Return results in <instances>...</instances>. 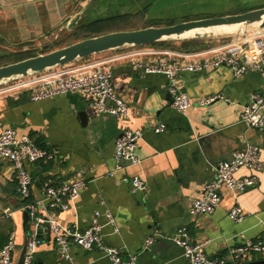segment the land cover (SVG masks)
<instances>
[{"label": "crops", "instance_id": "1", "mask_svg": "<svg viewBox=\"0 0 264 264\" xmlns=\"http://www.w3.org/2000/svg\"><path fill=\"white\" fill-rule=\"evenodd\" d=\"M260 7H264V0H0V46L24 47L67 30L64 39L54 42L57 45L75 30L77 25L72 29L67 26L78 13L81 16L77 24L105 21L99 29V34H103ZM113 18L116 19L109 23ZM255 31L264 28L251 32ZM249 34L228 39L223 35L205 37L203 47L192 51L154 48L199 51L214 56L216 50L229 47ZM118 51L121 50L94 54L68 65L107 60ZM109 64L115 90L129 107L126 116L103 114L90 104V96L78 92L39 101L31 100L27 91L0 95V122L16 128L20 135H29L37 145L55 154L52 161L27 165L34 178L29 201L43 197L47 180L60 185L80 173L87 181L80 195L70 202L68 209L50 212L62 225L85 230L96 210L108 208L115 216L119 232L101 216L105 242L122 248L124 256L134 255L140 264H186L182 248L168 238L184 225L189 229L190 239L204 243L205 251L213 256L227 255L230 247L246 239L263 238L264 167L257 173L256 185L241 192L223 188L221 203L213 213L192 215L189 208L204 185L214 178L218 163L229 159L233 151L243 149L246 143L260 148L264 165V128L255 129L240 120L241 109L250 95L264 92V76L256 70L235 76L226 67L183 72L178 84L194 101L214 94L222 97L207 106L194 103L183 114L172 106L165 75L143 73L129 59ZM162 123L166 128L155 132V127ZM126 128L143 130L137 149L141 162L108 175L115 170V140ZM248 173L250 170L241 169L238 175ZM124 176L145 179L147 189L132 193ZM26 202L18 192L13 163L0 159V246L14 235L15 260L26 234L29 237L36 233L42 242L33 264H111L100 249L85 250L75 243H71L72 260L64 259L44 224L35 227L29 218L24 229ZM237 203L245 211L241 222L231 220L228 215ZM151 235L159 237L150 249H145V240ZM262 259L263 254L255 253L228 264Z\"/></svg>", "mask_w": 264, "mask_h": 264}, {"label": "built area", "instance_id": "2", "mask_svg": "<svg viewBox=\"0 0 264 264\" xmlns=\"http://www.w3.org/2000/svg\"><path fill=\"white\" fill-rule=\"evenodd\" d=\"M214 56H205L204 52H179L171 49H158L150 46H131L118 51L107 60L97 59L74 65H59L26 77L12 80L0 85V95H16L22 91L30 94V99L39 101L59 94L78 92L91 97L90 104L99 112L121 117L129 112L127 102L121 98L112 83L113 70L109 64L120 59H129L133 66L143 73H162L168 79L167 89L172 97V106L185 114L189 107L197 103L207 106L222 98L214 94L194 101L190 95L180 88L178 77L183 72L197 73L209 68H230L235 76H241L249 70L259 71L264 76V31H255L242 40L215 51ZM240 120L255 129L264 128V92L252 93L249 101L241 109ZM0 159H8L17 170L18 192L27 202L23 209L28 210L30 222L35 227L47 224L60 255L72 260L71 243L85 250L100 249L111 264H140L134 255L124 256L123 249L109 245L103 237L104 224L100 217L119 232L115 216L108 209L96 210L90 227L85 230L62 225L52 210H66L70 202L77 198L85 188L87 181L78 173L72 180L54 185L49 179L44 184L43 197L29 201L34 178L28 169L29 164L39 161H52L53 151L37 145L29 135H20L16 128L4 126L0 122ZM165 124L155 127V132H162ZM143 137L141 128H126L116 138L113 157L115 170L125 169L141 162L137 149ZM264 167L261 150L257 145L246 143L243 149L233 151L231 157L222 160L216 167L214 178L208 181L200 195L189 208L192 215L213 213L222 200L221 190L228 188L237 192L256 185L259 181L258 171ZM241 169L250 173L238 175ZM123 180L130 185L132 193L147 189V182L139 176H124ZM231 220L241 222L245 211L241 204H235L228 213ZM264 224V219L262 220ZM158 235L148 236L144 248L150 249L157 241ZM174 244L181 247L186 264H228L245 255L255 253L264 255V237L257 240L246 239L243 243L230 247L227 255H209L204 243L193 242L189 229L181 226L168 237ZM42 242L36 233L28 237L27 252L24 264H33L38 245ZM16 242L11 235L8 242L0 246V264H15L14 252Z\"/></svg>", "mask_w": 264, "mask_h": 264}, {"label": "water", "instance_id": "3", "mask_svg": "<svg viewBox=\"0 0 264 264\" xmlns=\"http://www.w3.org/2000/svg\"><path fill=\"white\" fill-rule=\"evenodd\" d=\"M80 16V13L75 15L69 22L67 28L72 29L75 27ZM225 25H241L240 33L242 35L257 28H264V7L241 13L191 19L162 26H147L138 29L117 30L90 36L60 48L0 66V85L55 66L68 64L94 54L121 47L146 45L173 38L191 39L223 35L230 31L215 32L208 29ZM195 30L200 32H192ZM23 217L24 229H26L30 218L28 210H24ZM44 225L46 229H48L47 224ZM27 244L28 234L25 236L23 247L19 252L15 264H24ZM248 264H264V259L252 261Z\"/></svg>", "mask_w": 264, "mask_h": 264}, {"label": "trees", "instance_id": "4", "mask_svg": "<svg viewBox=\"0 0 264 264\" xmlns=\"http://www.w3.org/2000/svg\"><path fill=\"white\" fill-rule=\"evenodd\" d=\"M116 18L111 19L110 22H113V20ZM105 21L101 20V21H95V22H86V23H80L77 24L75 30L63 41H61V43H58L54 48L56 47H62L65 45H68L72 42H75L77 40H81L90 36H95L99 33H101V30H99L102 26L103 23ZM117 22H119L117 20ZM174 24V23H171ZM61 45V46H60ZM204 45V39L203 38H191V39H184L181 40L179 42L178 45H175L172 43V41H157V42H153L150 44H146V45H140V46H151V47H167V48H173V49H180L182 51H192V50H196L199 49L201 47H203ZM126 47H121L118 49H114L112 51H116V50H122L125 49ZM53 49V48H52ZM51 49L48 50H44L43 52L49 51ZM35 53H30L27 50H13V51H9L8 49H3L0 46V66L2 65H6L12 62H16L31 56H35ZM89 57V56H88ZM87 58V57H85ZM84 59V58H82Z\"/></svg>", "mask_w": 264, "mask_h": 264}, {"label": "rangeland", "instance_id": "5", "mask_svg": "<svg viewBox=\"0 0 264 264\" xmlns=\"http://www.w3.org/2000/svg\"><path fill=\"white\" fill-rule=\"evenodd\" d=\"M62 30H60L58 32L59 35H53L51 38H46L45 40L43 39V40H40V41H32V42H30L29 44H27L24 47H20V46H16V47L6 46V49H8L9 51H13V50H23L24 51V49H25L28 52L35 53L37 55V54H40V53H44L43 52L44 50H48V49L54 50L56 48H60V47L54 48L56 46V45H54V42L57 39L58 40L64 39L65 35L67 34V30H63V31ZM240 30L241 29H238V30L232 31V32L230 31V32L224 33L223 37H226L228 39V38H231L232 36L242 35L240 33L241 32ZM249 33H252V32H247L246 34H249ZM58 36H59V38H58ZM181 40L182 39H179V38H173V39H170V40H167V41H172L173 44L178 45V42H180ZM51 50H49V51H51ZM111 51L112 50H109L108 52H111ZM46 52H48V51H46ZM102 53H106V52H102ZM89 57L91 58L93 56H89ZM30 227H32V226L30 225Z\"/></svg>", "mask_w": 264, "mask_h": 264}, {"label": "bare ground", "instance_id": "6", "mask_svg": "<svg viewBox=\"0 0 264 264\" xmlns=\"http://www.w3.org/2000/svg\"><path fill=\"white\" fill-rule=\"evenodd\" d=\"M238 29H241V25H228V26L225 25V26H219V27L211 28L208 30L219 32V31H233V30H238ZM208 30H202V31H208ZM192 32H200V31L195 30ZM192 32H190V33H192Z\"/></svg>", "mask_w": 264, "mask_h": 264}]
</instances>
